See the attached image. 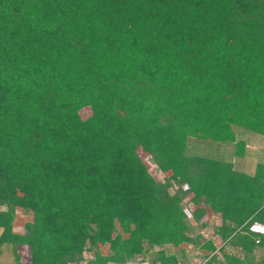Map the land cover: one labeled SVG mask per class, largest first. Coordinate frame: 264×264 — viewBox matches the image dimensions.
I'll return each mask as SVG.
<instances>
[{"label": "trees", "instance_id": "trees-1", "mask_svg": "<svg viewBox=\"0 0 264 264\" xmlns=\"http://www.w3.org/2000/svg\"><path fill=\"white\" fill-rule=\"evenodd\" d=\"M236 127L264 137V0H0V256L140 264L157 247L152 264H180L190 243L201 263L220 239L206 264H264V163L187 154ZM186 197L195 221L220 216L211 237ZM17 208L33 213L22 233Z\"/></svg>", "mask_w": 264, "mask_h": 264}, {"label": "rangeland", "instance_id": "rangeland-1", "mask_svg": "<svg viewBox=\"0 0 264 264\" xmlns=\"http://www.w3.org/2000/svg\"><path fill=\"white\" fill-rule=\"evenodd\" d=\"M81 114L84 118H88L92 114V109L90 107H85L81 110ZM235 131L237 135V142L239 140H248L252 142L249 143L250 145H247L246 143L245 152L242 156H239L238 154L237 142L224 143L196 137L189 138L187 154L203 155L218 158L223 161L232 162L237 170L253 174L256 170V165L261 162L264 163V137L241 127H236ZM139 152L144 158L145 162L148 164L151 172L157 178V180L165 182L168 174L158 169L156 163L152 160L151 156L148 153H146L142 149H140ZM177 187L178 186L174 184L171 187L172 192H174ZM184 205L188 213L187 220L195 238H199L200 236H202L203 238H209L214 234L216 228L221 225V218L219 215L207 217L204 222L195 221L191 215L196 209V206L194 205V203L191 202L190 197H186L184 199ZM6 208V206L0 205V209ZM32 219L33 213H27L24 212L21 208H17L16 217L13 222L14 230L20 233L24 232L25 224L31 221ZM254 229L263 231L264 226L255 225ZM1 231L2 229L0 228V233ZM117 231L123 233L124 237L129 236L128 233H125L123 231L119 223ZM215 243L217 246H219L222 242L220 241V239H216ZM183 245L185 249V256L180 257V264H200L199 260H196V258L198 257L197 255H199V252L203 254L208 253L207 251L200 249L194 244L185 243ZM108 246L109 245L102 246L100 249H102V251L107 252ZM164 249L168 252L176 251L171 245H167ZM158 250L159 248L153 247L151 252L147 253L146 255H139L138 259L140 261V264H152L153 254ZM226 250L229 251L231 254L240 255L242 253L240 252V249L233 244L228 245ZM256 253L259 254L260 252L258 251ZM16 254L20 256L21 261L23 263H30L31 249L29 246L18 245L17 247H14L11 244H5L3 246V253L0 256V264H17ZM94 255V251L87 252L85 254L84 261H82L80 264H88L89 260L94 259Z\"/></svg>", "mask_w": 264, "mask_h": 264}, {"label": "built area", "instance_id": "built-area-1", "mask_svg": "<svg viewBox=\"0 0 264 264\" xmlns=\"http://www.w3.org/2000/svg\"><path fill=\"white\" fill-rule=\"evenodd\" d=\"M226 244V242L225 243H221V245H219L218 246V249L215 251V252H213L210 256H209V258L213 255V254H215L223 245H225ZM209 258L208 259H206L205 261H203V262H201L200 264H206L207 262H208V260H209Z\"/></svg>", "mask_w": 264, "mask_h": 264}, {"label": "crops", "instance_id": "crops-1", "mask_svg": "<svg viewBox=\"0 0 264 264\" xmlns=\"http://www.w3.org/2000/svg\"><path fill=\"white\" fill-rule=\"evenodd\" d=\"M246 143H247V145H250L249 143H252V142H250V141L247 140ZM246 173H247V172H246ZM254 173H255V172H254ZM254 173H253V174H254ZM249 174H250V173H249Z\"/></svg>", "mask_w": 264, "mask_h": 264}]
</instances>
